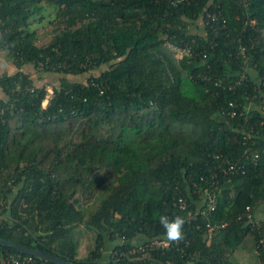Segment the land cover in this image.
<instances>
[{
  "label": "trees",
  "instance_id": "trees-1",
  "mask_svg": "<svg viewBox=\"0 0 264 264\" xmlns=\"http://www.w3.org/2000/svg\"><path fill=\"white\" fill-rule=\"evenodd\" d=\"M168 41L191 55L176 57ZM0 55L15 67L0 68V238L105 264L107 240L124 237L117 247L127 248L164 233L159 217L181 214L173 201L193 202L224 158L244 165L222 179L211 212L227 224L207 236L187 227L188 250L235 264L241 247L264 264V0H0ZM81 226L95 232L84 257ZM9 253L27 254L0 244V264ZM187 258L159 248L120 264Z\"/></svg>",
  "mask_w": 264,
  "mask_h": 264
},
{
  "label": "built area",
  "instance_id": "built-area-1",
  "mask_svg": "<svg viewBox=\"0 0 264 264\" xmlns=\"http://www.w3.org/2000/svg\"><path fill=\"white\" fill-rule=\"evenodd\" d=\"M207 21L211 22V20L218 19V15L216 13H207ZM167 45L175 54L176 57L182 58L186 55H191L192 49L188 44L180 45V43L174 41H168ZM49 94V93H48ZM51 96V94H50ZM50 96L46 97V102L43 101V104L46 105L49 101ZM264 103V99H263ZM4 111L3 107L0 111V121H4ZM245 154L248 157L258 158L259 154L257 152L252 153L248 149H246ZM217 156H220L217 154ZM244 165L236 162L227 163L226 159H220L215 166L210 169L211 178L206 180V185L199 190V196L193 199V202H189L187 198L180 195L177 200H174V205H179L180 209L184 210L179 216L185 219V224L183 226V239L179 242H169L166 239L164 233L159 235H154L151 237H145L142 241H136L132 246L127 248L117 247L118 243L124 242L123 240H115L107 243L104 251L106 253L105 256V264H120L123 260H134L141 261L146 260L151 256L152 252L161 248H171L178 247L185 251V254L188 256L187 263L189 264H207L204 263L199 254L195 251L188 250V248L192 245L195 238L193 235L187 232V227L195 228L201 231H204V234L207 236L214 229L218 227H223L227 224V221H213L211 219V212L216 209L218 204L219 196L222 192L221 187L223 184L222 179L226 178V180L230 181L233 173H237L239 171H243ZM204 179V177H201ZM192 204H194L192 206ZM192 206V208L190 207ZM250 206L248 205L244 214L250 218V220H254L253 214L250 211ZM175 212V211H174ZM243 214H241L242 216ZM259 226V222H257ZM264 239H261V242ZM187 249V250H186ZM33 254H22V253H9L6 257L7 264H43V262Z\"/></svg>",
  "mask_w": 264,
  "mask_h": 264
},
{
  "label": "rangeland",
  "instance_id": "rangeland-1",
  "mask_svg": "<svg viewBox=\"0 0 264 264\" xmlns=\"http://www.w3.org/2000/svg\"><path fill=\"white\" fill-rule=\"evenodd\" d=\"M47 22L48 21L45 18L44 23H46V26L42 27V32L40 34V40L42 42L49 40L51 35H52L51 31H50L52 26L49 24V22L48 23ZM39 25H43V24L40 23ZM47 30H49V31H47ZM48 91H49V94H47V96L48 95L50 96V94L53 91L51 85L48 86ZM44 102H46V99ZM119 178L120 177L118 175H116V176L114 175L99 187L94 198L91 199L89 202L85 203V205H84L85 214L88 215L89 213L96 210V208L99 206L101 201L112 191L115 183H117ZM81 228H82V231L78 232L77 236H76V238L78 240L77 249L79 250V256L84 257L87 255V253L89 252V249L91 248V246L93 244L95 232H94V230H90V229L85 230V229H83L82 226H81ZM107 243H109V240H107ZM231 259L235 262V264H259L258 254L255 250H248V249L241 248V247L238 248L234 253H232Z\"/></svg>",
  "mask_w": 264,
  "mask_h": 264
},
{
  "label": "water",
  "instance_id": "water-1",
  "mask_svg": "<svg viewBox=\"0 0 264 264\" xmlns=\"http://www.w3.org/2000/svg\"><path fill=\"white\" fill-rule=\"evenodd\" d=\"M0 244L4 245V246H11L13 248L20 250L21 252L33 254V255H36V256H39V257H42L44 259L54 261V262H59L62 264H80L78 262L69 261V260L65 259L64 257L56 255L52 252H48V251H44L40 248H33L30 246L24 245V244H22L16 240H11V239H7V238H0ZM147 264H162V263L157 262V261H151Z\"/></svg>",
  "mask_w": 264,
  "mask_h": 264
},
{
  "label": "clouds",
  "instance_id": "clouds-1",
  "mask_svg": "<svg viewBox=\"0 0 264 264\" xmlns=\"http://www.w3.org/2000/svg\"><path fill=\"white\" fill-rule=\"evenodd\" d=\"M159 223L165 230L164 234L169 242H179L183 239L185 219L179 215L169 219L167 215L159 217Z\"/></svg>",
  "mask_w": 264,
  "mask_h": 264
},
{
  "label": "crops",
  "instance_id": "crops-1",
  "mask_svg": "<svg viewBox=\"0 0 264 264\" xmlns=\"http://www.w3.org/2000/svg\"><path fill=\"white\" fill-rule=\"evenodd\" d=\"M6 65V66H5ZM8 68V69H10V68H15L14 67V65L9 61V60H7L6 58H5V56H2V55H0V68L1 69H4V68ZM5 94L3 93V91L0 89V100H1V98L4 96Z\"/></svg>",
  "mask_w": 264,
  "mask_h": 264
}]
</instances>
